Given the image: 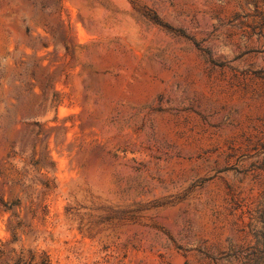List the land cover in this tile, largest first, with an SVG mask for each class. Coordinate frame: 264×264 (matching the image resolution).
<instances>
[{
	"label": "rangeland",
	"instance_id": "rangeland-1",
	"mask_svg": "<svg viewBox=\"0 0 264 264\" xmlns=\"http://www.w3.org/2000/svg\"><path fill=\"white\" fill-rule=\"evenodd\" d=\"M263 216L264 0H0V264H245Z\"/></svg>",
	"mask_w": 264,
	"mask_h": 264
},
{
	"label": "trees",
	"instance_id": "trees-1",
	"mask_svg": "<svg viewBox=\"0 0 264 264\" xmlns=\"http://www.w3.org/2000/svg\"><path fill=\"white\" fill-rule=\"evenodd\" d=\"M263 227L258 230L257 225H251L254 236L257 239L256 246L247 249L250 253L240 250L230 256L231 260L234 261H245V264H264V216H263ZM251 250V251H250Z\"/></svg>",
	"mask_w": 264,
	"mask_h": 264
}]
</instances>
